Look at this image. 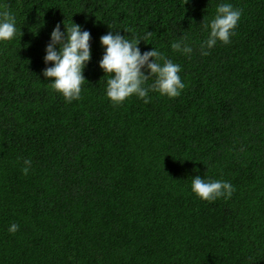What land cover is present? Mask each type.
I'll return each mask as SVG.
<instances>
[{
  "label": "trees",
  "instance_id": "1",
  "mask_svg": "<svg viewBox=\"0 0 264 264\" xmlns=\"http://www.w3.org/2000/svg\"><path fill=\"white\" fill-rule=\"evenodd\" d=\"M224 2L241 10L235 34L201 56L204 22ZM5 7L17 33L0 42V264H264V0ZM71 23L90 32L91 57L67 103L42 73L53 27ZM111 30L181 65V94L113 105L99 67ZM183 34L191 56L171 48ZM197 175L235 190L201 200Z\"/></svg>",
  "mask_w": 264,
  "mask_h": 264
},
{
  "label": "clouds",
  "instance_id": "2",
  "mask_svg": "<svg viewBox=\"0 0 264 264\" xmlns=\"http://www.w3.org/2000/svg\"><path fill=\"white\" fill-rule=\"evenodd\" d=\"M241 14V10L228 2L216 6L214 16L204 22V30L208 35L199 44L201 56L209 55L218 42H231ZM16 33V15L6 7L0 9V42L12 40ZM148 35L150 33L145 34ZM144 38L134 35L128 38L117 30H111L100 37L104 51L99 67L108 76L105 94L113 105L118 106L132 95L147 104L151 100L150 91L175 98L185 88L180 76L181 65L153 47L141 52L138 45ZM90 39V32L81 30V26L74 23L67 28L64 24L63 31L60 24H56L50 33L43 59L46 65L51 62V66L46 67L42 74L45 78H54L48 84L67 103L78 100L81 96L82 84L85 82L83 69L91 57ZM171 48L187 56L193 53V47L184 34L172 42ZM150 79L152 83L148 84ZM24 165L22 171L27 174L32 166L31 159H25ZM234 190V186L224 180L204 179L199 175L191 180V192L205 201L221 197L228 199ZM18 230L17 223H11L7 229L9 233Z\"/></svg>",
  "mask_w": 264,
  "mask_h": 264
}]
</instances>
